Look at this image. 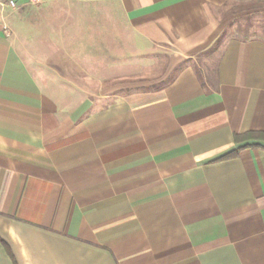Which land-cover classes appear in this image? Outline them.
I'll return each instance as SVG.
<instances>
[{
  "label": "crops",
  "instance_id": "1",
  "mask_svg": "<svg viewBox=\"0 0 264 264\" xmlns=\"http://www.w3.org/2000/svg\"><path fill=\"white\" fill-rule=\"evenodd\" d=\"M10 1L0 264H264V0Z\"/></svg>",
  "mask_w": 264,
  "mask_h": 264
},
{
  "label": "rangeland",
  "instance_id": "2",
  "mask_svg": "<svg viewBox=\"0 0 264 264\" xmlns=\"http://www.w3.org/2000/svg\"><path fill=\"white\" fill-rule=\"evenodd\" d=\"M54 4L52 3L50 10L48 12H46V18L55 17V15L58 13L60 5H58V3H54Z\"/></svg>",
  "mask_w": 264,
  "mask_h": 264
},
{
  "label": "trees",
  "instance_id": "3",
  "mask_svg": "<svg viewBox=\"0 0 264 264\" xmlns=\"http://www.w3.org/2000/svg\"><path fill=\"white\" fill-rule=\"evenodd\" d=\"M255 134H256V133H248V134L242 136V138L254 137ZM259 135H260V136H263V138H264V134L259 133ZM238 139H239V138L236 136V140H238Z\"/></svg>",
  "mask_w": 264,
  "mask_h": 264
},
{
  "label": "built area",
  "instance_id": "4",
  "mask_svg": "<svg viewBox=\"0 0 264 264\" xmlns=\"http://www.w3.org/2000/svg\"><path fill=\"white\" fill-rule=\"evenodd\" d=\"M33 2H38L39 0H32ZM9 4H10V6L11 7H15V2H14V0H11L10 2H9Z\"/></svg>",
  "mask_w": 264,
  "mask_h": 264
}]
</instances>
